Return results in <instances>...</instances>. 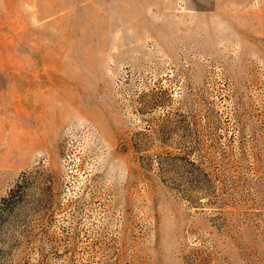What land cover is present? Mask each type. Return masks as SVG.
<instances>
[{"label":"rangeland","instance_id":"obj_1","mask_svg":"<svg viewBox=\"0 0 264 264\" xmlns=\"http://www.w3.org/2000/svg\"><path fill=\"white\" fill-rule=\"evenodd\" d=\"M0 264H264V0H0Z\"/></svg>","mask_w":264,"mask_h":264}]
</instances>
